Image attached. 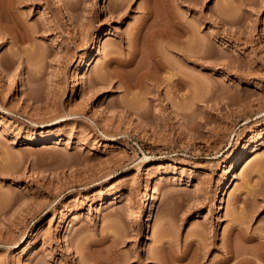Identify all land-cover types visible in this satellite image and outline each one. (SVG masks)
<instances>
[{"label":"rangeland","instance_id":"374dc122","mask_svg":"<svg viewBox=\"0 0 264 264\" xmlns=\"http://www.w3.org/2000/svg\"><path fill=\"white\" fill-rule=\"evenodd\" d=\"M258 249L264 0H0V264Z\"/></svg>","mask_w":264,"mask_h":264},{"label":"bare ground","instance_id":"6f19581e","mask_svg":"<svg viewBox=\"0 0 264 264\" xmlns=\"http://www.w3.org/2000/svg\"><path fill=\"white\" fill-rule=\"evenodd\" d=\"M120 1H122L123 2V0H120ZM188 1H192V0H188ZM148 8V7H147ZM63 9V8H62ZM149 9V8H148ZM149 11H151V9H149ZM148 12V11H147ZM149 13V14H148ZM147 14H148V16L151 14L150 12H148ZM170 14H172V13H170ZM169 14V15H170ZM153 15V14H152ZM151 16V15H150ZM171 16H174V14H172ZM169 17V16H168ZM150 18V17H149ZM174 17H172V19H170V17H169V22H168V24H170V25H168L167 23H162V24H160L161 22H158V25H156L157 24V22H156V24H152L153 26H152V28H154L153 29V31H151V34H149V37L152 39V38H155V39H157V38H165V37H170V39L172 38L173 39V41L174 42H181L182 40H180L179 39V33L178 32H176V29H179V30H183L182 28H181V26H180V21H175L174 19H173ZM175 19H176V17H175ZM152 22V21H151ZM153 23H154V21H153ZM180 23V24H179ZM149 26H150V24H149ZM150 30H151V28H150ZM137 31V30H136ZM149 31V30H148ZM135 32V31H134ZM137 33V34H136ZM135 34L136 35H138L139 34V31L138 32H136ZM134 36V39H135V41H136V39H137V37L139 36ZM151 35V36H150ZM136 37V38H135ZM133 38V37H132ZM194 39V38H193ZM195 42V41H194ZM174 45V44H173ZM172 46V45H171ZM204 46H207V45H201L200 47H199V50L197 51V52H203V51H205V47ZM176 47V48H175ZM178 46L177 45H175L174 46V48L175 49H178L179 51H181V53H182V55H181V57L182 58H188V57H190V54H188L190 51H189V49H182V47L181 48H177ZM189 52H188V51ZM134 51V50H133ZM151 52V51H150ZM186 52H188V53H186ZM152 54V53H151ZM150 55V54H149ZM151 56V55H150ZM153 57V56H152ZM109 61V60H108ZM132 61L131 60H129L128 61V64H130ZM108 63V62H107ZM156 64V63H155ZM160 64V63H159ZM162 64V63H161ZM158 66V65H157ZM155 68L157 69V67L155 66ZM159 68H160V66H159ZM89 71V67H87L86 68V72H88ZM155 73V72H154ZM139 75V74H138ZM171 79H173V78H171ZM175 79V78H174ZM176 82H178V83H180V84H184L186 81H185V79L183 78V77H177L176 79ZM28 144L30 145V144H32V141H29L28 142ZM241 160H242V157L241 156H238L237 157V159H236V164L235 165H238L240 162H241ZM239 166V165H238ZM154 198V195H152V199ZM241 231V230H240ZM244 233V232H243ZM242 233V234H243ZM250 237H248V236H246V235H242V239H244V240H248ZM263 242V241H262ZM228 246V245H227ZM231 246H229V248L228 249H226L227 250V253H229V255H228V259H231L232 257H236L237 255H239L240 256V254H239V251H237V250H233L232 248H230ZM85 248H87V247H85ZM235 249V248H234ZM245 250V249H244ZM110 251V250H109ZM237 251V252H236ZM245 251H247V250H245ZM254 251V250H253ZM263 250L261 249V250H257V252H256V256H257V254H259V256H264V254H263V252H262ZM91 252V251H90ZM90 252H88L87 251V253H86V256L87 257H85V259L82 261L83 262V264H89V262H91V261H93V264H106V263H108V264H111L110 262L112 261V260H110L109 261V259L107 258V259H101V258H99L98 256L95 258V256L93 257L92 255H91V253ZM242 252H244L243 250H242ZM94 254H96V253H94ZM112 254H113V256L114 257H117V255H118V253H117V255H116V249H113L112 250ZM111 254V255H112ZM254 254V253H253ZM98 255V254H97ZM110 255V256H111ZM200 255H202V254H197V253H192V258H191V264H198L197 263V260H198V257H196V256H200ZM255 255V254H254ZM253 255V256H254ZM85 256V255H84ZM92 256V257H91ZM148 256H150V258H152L153 256L155 257V256H157V255H148ZM158 256H160V255H158ZM163 256V255H162ZM165 256V255H164ZM166 256H168V255H166ZM170 256V255H169ZM172 256H175V255H172ZM177 256V255H176ZM178 256H188V254H181V255H178ZM114 257H111L112 259L114 258ZM110 258V259H111ZM156 258V257H155ZM159 258V257H158ZM157 258V259H158ZM237 258V257H236ZM235 258V259H236ZM255 259H256V257H254ZM254 258H250V256L249 257H240V258H238V259H236L235 261H233L234 263L233 264H259V263H257V262H255L256 260L254 259ZM116 259V258H115ZM115 259H113V260H115ZM108 260V261H107ZM159 261V263L160 264H166L167 262V260H164V259H158ZM115 262H113V264H114ZM82 264V263H81ZM90 264H92V262L90 263ZM115 264H117V263H115ZM167 264H169V263H167Z\"/></svg>","mask_w":264,"mask_h":264}]
</instances>
